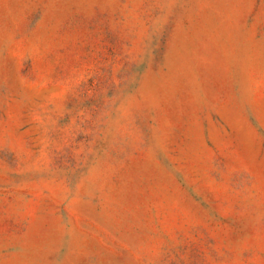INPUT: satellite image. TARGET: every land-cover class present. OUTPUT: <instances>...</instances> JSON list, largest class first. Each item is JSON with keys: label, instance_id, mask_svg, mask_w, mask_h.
<instances>
[{"label": "rangeland", "instance_id": "obj_1", "mask_svg": "<svg viewBox=\"0 0 264 264\" xmlns=\"http://www.w3.org/2000/svg\"><path fill=\"white\" fill-rule=\"evenodd\" d=\"M0 264H264V0H0Z\"/></svg>", "mask_w": 264, "mask_h": 264}]
</instances>
